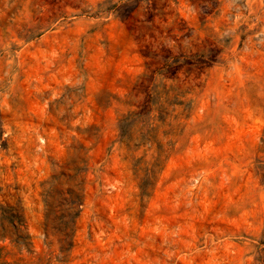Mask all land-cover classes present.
Returning a JSON list of instances; mask_svg holds the SVG:
<instances>
[{
    "label": "rangeland",
    "instance_id": "374dc122",
    "mask_svg": "<svg viewBox=\"0 0 264 264\" xmlns=\"http://www.w3.org/2000/svg\"><path fill=\"white\" fill-rule=\"evenodd\" d=\"M0 264H264V0H0Z\"/></svg>",
    "mask_w": 264,
    "mask_h": 264
}]
</instances>
